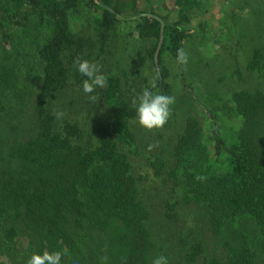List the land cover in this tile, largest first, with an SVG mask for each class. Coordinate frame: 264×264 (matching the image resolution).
I'll return each instance as SVG.
<instances>
[{"label":"trees","instance_id":"1","mask_svg":"<svg viewBox=\"0 0 264 264\" xmlns=\"http://www.w3.org/2000/svg\"><path fill=\"white\" fill-rule=\"evenodd\" d=\"M140 1L151 2L0 0V118L21 133L0 138V256L10 264L46 251H59L61 264L105 256L107 264H152L160 255L168 264H264V0H224L215 30L192 21L216 0H174V18L140 10ZM80 23L88 36L76 31ZM127 24L137 49L123 68L110 58ZM217 38L241 45L245 62L212 80L215 59L237 57L228 47L208 62ZM181 48L188 61L173 66L179 83L169 65ZM77 58L96 63L108 86L85 94ZM221 84L224 93L209 92ZM144 89L175 97L162 128L136 120L131 101ZM79 107L95 116L94 130L75 118ZM144 161L166 192L161 219L142 200L135 167ZM183 212L194 213V226L178 224Z\"/></svg>","mask_w":264,"mask_h":264},{"label":"rangeland","instance_id":"2","mask_svg":"<svg viewBox=\"0 0 264 264\" xmlns=\"http://www.w3.org/2000/svg\"><path fill=\"white\" fill-rule=\"evenodd\" d=\"M224 3V0H216L215 3L213 4V7H212V10L209 11V13L201 16V17H197L195 19H193L192 21V24H196V22L198 20H202V21H208L210 26H211V29L213 28L215 30V23H216V20L219 18V15H218V12L220 10V7L221 5ZM174 0H151L150 3H148V5L145 4V2L143 1H140L139 4H138V7L140 10H143V9H148L149 7H153L156 12L160 15H167L166 12H168L169 14V17L170 18H174L175 17V11H174ZM165 8H164V6ZM227 5V3H226ZM229 6L231 4H228ZM167 11H166V10ZM131 14H126L125 16H130ZM83 23H80L76 26V31L78 33H82L84 34V36H88V30L84 29V26L85 25H81ZM130 26L127 24L125 27H123V30L125 31H122V36L120 37L119 40L115 41L114 44H113V47L111 48V52H112V56H111V62H114L116 60L120 61V67H127V65H125V62L128 61V57H133L135 56V51L137 49V46L134 45V41L132 40V37L127 38V36H125V33H128L129 32V28ZM124 32V33H123ZM123 38V39H122ZM216 40L219 41V45L218 43H213V45L211 47H208V49L210 50V48H212V53L208 54V53H204L205 56H208L206 59L207 61L209 62V59L212 58V54L216 51H218V54H225L226 51H228V47H231V50L233 51V53H237V57L235 58V61L233 59H230L229 58V55L226 57V58H220V59H215L216 63L215 65L212 67V71L209 73L212 77L211 79H215L216 77H218L220 74H224V73H228L230 71H232L236 65V62L238 61V65H239V68L240 66H243L244 65V58L241 56L242 53H239V51L241 49H239V47H241V45H237L235 44L234 42H231L229 40H226L225 42H223L220 38H217ZM32 46L33 44L30 43H25L22 45L21 49L23 51V53H29L31 52L32 50ZM201 49V48H200ZM197 59V58H196ZM191 62H194V60L192 59ZM168 63V62H167ZM173 63V64H171ZM169 64L170 68H171V75H170V78L172 80H174V82H179V83H182L180 81V78H174V76L177 73V70L175 68H173L174 64L175 66L178 67V63H174V62H171ZM173 68V69H172ZM209 71V70H207ZM179 77V75H177ZM208 76V75H207ZM208 78V77H207ZM204 77V79H207ZM224 83H228V79H226L224 81ZM177 84V83H176ZM238 85L241 87V84L238 83ZM180 86L181 84L177 85V91H179L180 93L177 95V96H180L183 100H185V103L187 102V95L182 93V91L180 90ZM227 86L225 85H219V86H212L209 88V92L211 90H214L215 88H217L218 90H214L216 92H218V94H222L224 93L223 91H226V88ZM204 93H207V92H204ZM184 94V96H183ZM200 99V102H205L207 99L204 98V96H206L205 94H203V92H200L199 95H197ZM185 97V98H184ZM205 100V101H204ZM185 103H183L184 106H187L185 105ZM209 104H212L210 101H209ZM32 106L31 104H25L24 107H23V112H27V115H29L32 111ZM186 111L188 112L189 110L193 109L190 106H188L187 108H185ZM89 112H87L86 110L82 109V108H78L77 109V113L75 114V118L81 123L80 125L85 128L87 131H92L94 130V127H95V116L93 114H91ZM5 121L3 118H0V138L1 140L4 139V140H7L8 142L9 141H12V139H14L15 137H19L21 135V133L17 132L15 129H13L12 127H9L8 125H4ZM201 123L205 126V128H213L214 127V123L211 122V120L209 118H206V119H203L201 120ZM155 146V144H151V147L152 146ZM163 145V143H162ZM137 165V164H136ZM135 170H136V176H139V181L141 182V193H142V200L143 202L150 208L151 210V218L152 219H161L162 217V204H161V199H162V196L164 195L165 197V194L166 192L163 194V190H160L159 186H158V182H156V184H154V182L157 180L156 178L154 179L153 176L150 174V168L146 166V161L142 162L141 164H138V167H135ZM153 179V180H152ZM160 206V208H159ZM193 214L194 213H186V212H183L181 215H180V219L178 221V224L182 225V229H185V228H188V227H192L194 226V223L196 221H194V218H193ZM202 216L199 217V219H201ZM203 232H206V229L204 228L203 229ZM209 234V232H206ZM206 237L208 239V245H211L212 242H211V236L207 235L206 234ZM20 240H23L25 241V238L20 236L19 237ZM1 250V249H0ZM10 255V254H9ZM5 259L7 261L8 264H10L11 260H10V257H6V256H3L1 257L0 256V260H3Z\"/></svg>","mask_w":264,"mask_h":264},{"label":"clouds","instance_id":"3","mask_svg":"<svg viewBox=\"0 0 264 264\" xmlns=\"http://www.w3.org/2000/svg\"><path fill=\"white\" fill-rule=\"evenodd\" d=\"M176 61L180 65H185L188 61V54L181 48L177 50ZM76 70L86 79L82 83L85 94L93 93L97 88L108 86L107 77L100 74V68L94 62L87 59L77 58L73 61ZM152 87H155L153 82ZM91 99H96L91 96ZM175 103V97L169 95L154 94L149 89H144L141 94L133 97L131 104L136 112L138 124L151 131L162 128L168 121L171 114V105ZM55 117L59 120L65 115L63 111H56ZM62 255L59 251L44 252L43 254L33 253L27 264H61ZM107 257H102V264H107ZM152 264H168V259L160 255L153 259Z\"/></svg>","mask_w":264,"mask_h":264},{"label":"water","instance_id":"4","mask_svg":"<svg viewBox=\"0 0 264 264\" xmlns=\"http://www.w3.org/2000/svg\"><path fill=\"white\" fill-rule=\"evenodd\" d=\"M155 18L158 19V20H160L159 17H155ZM160 25H161V30H160V41H159V44H158V47H157V51H156V53H155L154 60H156V57H157V55H158V51H159V49H160V47H161V42H162V34H163V28H164V25H163L162 22L160 23Z\"/></svg>","mask_w":264,"mask_h":264}]
</instances>
